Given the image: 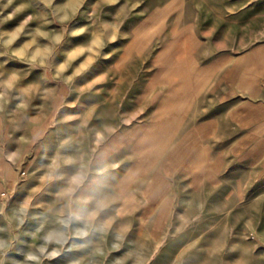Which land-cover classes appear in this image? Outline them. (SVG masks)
Masks as SVG:
<instances>
[{"label":"rangeland","instance_id":"1","mask_svg":"<svg viewBox=\"0 0 264 264\" xmlns=\"http://www.w3.org/2000/svg\"><path fill=\"white\" fill-rule=\"evenodd\" d=\"M0 264H264V0H0Z\"/></svg>","mask_w":264,"mask_h":264},{"label":"bare ground","instance_id":"2","mask_svg":"<svg viewBox=\"0 0 264 264\" xmlns=\"http://www.w3.org/2000/svg\"><path fill=\"white\" fill-rule=\"evenodd\" d=\"M73 1V0H72ZM72 5H73V3H72ZM84 232V231H83Z\"/></svg>","mask_w":264,"mask_h":264}]
</instances>
